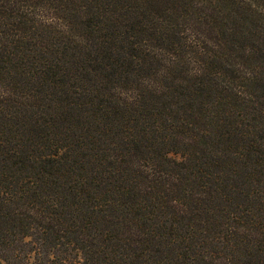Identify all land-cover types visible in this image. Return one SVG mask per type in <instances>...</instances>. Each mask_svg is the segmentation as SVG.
<instances>
[{"label":"trees","instance_id":"16d2710c","mask_svg":"<svg viewBox=\"0 0 264 264\" xmlns=\"http://www.w3.org/2000/svg\"><path fill=\"white\" fill-rule=\"evenodd\" d=\"M0 264H264V8L0 0Z\"/></svg>","mask_w":264,"mask_h":264},{"label":"rangeland","instance_id":"374dc122","mask_svg":"<svg viewBox=\"0 0 264 264\" xmlns=\"http://www.w3.org/2000/svg\"><path fill=\"white\" fill-rule=\"evenodd\" d=\"M252 2L254 3L255 6H257L258 8H264V0H252Z\"/></svg>","mask_w":264,"mask_h":264}]
</instances>
